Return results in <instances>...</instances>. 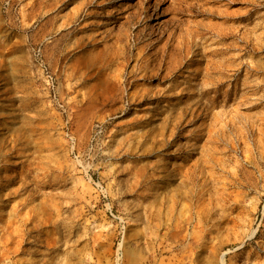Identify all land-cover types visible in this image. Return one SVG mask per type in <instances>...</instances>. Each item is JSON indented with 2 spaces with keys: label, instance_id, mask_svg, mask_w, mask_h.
<instances>
[{
  "label": "rangeland",
  "instance_id": "1",
  "mask_svg": "<svg viewBox=\"0 0 264 264\" xmlns=\"http://www.w3.org/2000/svg\"><path fill=\"white\" fill-rule=\"evenodd\" d=\"M0 264H264V0H0Z\"/></svg>",
  "mask_w": 264,
  "mask_h": 264
}]
</instances>
